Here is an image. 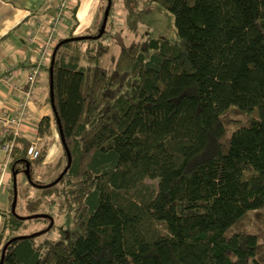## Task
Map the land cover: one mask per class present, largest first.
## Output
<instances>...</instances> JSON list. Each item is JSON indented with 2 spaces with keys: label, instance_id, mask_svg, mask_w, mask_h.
I'll use <instances>...</instances> for the list:
<instances>
[{
  "label": "trees",
  "instance_id": "1",
  "mask_svg": "<svg viewBox=\"0 0 264 264\" xmlns=\"http://www.w3.org/2000/svg\"><path fill=\"white\" fill-rule=\"evenodd\" d=\"M147 1L172 13L177 41L113 52L114 0L102 35L107 4L87 37L58 38L48 100L70 165L62 145L53 178L29 193L47 144L29 160L30 141H16L9 167L24 175L28 215L11 211V186L1 264H264V0ZM37 134L50 136L49 116ZM56 193L68 229L16 238Z\"/></svg>",
  "mask_w": 264,
  "mask_h": 264
},
{
  "label": "crops",
  "instance_id": "2",
  "mask_svg": "<svg viewBox=\"0 0 264 264\" xmlns=\"http://www.w3.org/2000/svg\"><path fill=\"white\" fill-rule=\"evenodd\" d=\"M72 3L73 8H75L72 13L75 19L74 26L78 28L77 36H83L90 30L93 31L101 15L100 8L104 5L103 0H73ZM55 4L56 0H0V109H12L22 97L21 89H24L28 67L34 64L39 57L41 42L49 29ZM113 18L112 15L109 36L115 37L117 33H114L116 29L112 31L113 25H115ZM82 20L87 23L82 24ZM63 29L67 28L62 22V25L57 29L58 38L71 36H61ZM109 36L108 39H110ZM110 44L112 45V51L115 52V49L118 48L119 50L120 45L124 43H116V46L111 40ZM49 58L45 60L47 62L46 66L49 64ZM46 66L41 68V72L37 77L36 91L27 103V118L22 122L20 136L16 139V141L18 139L30 141L39 137L41 147L47 144L49 138H42L37 134V124L42 116L36 113L31 114V111H35V104L39 95L38 90L42 91L38 87L39 84L43 91L45 88L48 91L50 72H48ZM6 81L10 82L11 85H7ZM8 137L0 132V139L6 140ZM1 145L2 140L0 141V194L2 192L5 197L3 198V205H0V228L2 225L1 210H5L7 207L9 190L13 186L14 178V174L12 175L9 167L10 162L8 165L6 164L4 170L1 169L6 162V153ZM41 165V168L44 167L43 163Z\"/></svg>",
  "mask_w": 264,
  "mask_h": 264
},
{
  "label": "rangeland",
  "instance_id": "3",
  "mask_svg": "<svg viewBox=\"0 0 264 264\" xmlns=\"http://www.w3.org/2000/svg\"><path fill=\"white\" fill-rule=\"evenodd\" d=\"M107 2L108 0H103V4H107ZM111 12L112 14L109 16L107 28L112 26L111 16L113 15L115 25H113L112 31L116 29L114 33L117 34L115 37L109 36L110 39H108V41L111 42L112 40L115 45L116 43L137 44L141 50L148 52L147 41L149 37L164 36L172 41H177L172 13L159 7L155 2L147 0H114ZM129 19L136 20L131 24L133 25L132 28L129 27ZM63 23L67 29L62 30L61 36L71 35L73 37H78V28L74 26L75 19L70 9L65 10ZM85 23L87 22L82 20V24ZM83 36H85V34ZM117 51L118 48L115 49V53H117ZM38 87L41 88L42 91L38 90L39 95L37 96L35 111H31V114L36 113L39 116H49L51 121V134L48 137L47 152L43 160L44 167L34 168L32 171V178L35 183L27 188L29 193L31 191V193L37 196L41 194V188L39 187L44 186L42 183L49 182L53 178V175H46L49 169L48 167L53 166L58 157L62 155V144L56 123L53 119V111L48 100L47 88H45L46 90L44 89V92L40 84ZM16 183L17 189L20 192V189L24 185V175L22 172L16 174ZM145 183L155 185L156 181L146 179ZM25 184H28L26 179ZM4 197L5 195H2L1 192L0 205H3ZM59 199L60 197L57 193L53 194L51 197L41 195V200L42 202L44 201V203L39 207V210L42 213L51 214L53 216V223L51 225L50 219L44 217H39V219L44 220H24L21 227L15 231L16 235L22 236L24 234L33 233L35 234L36 242H40L48 237L57 239L59 228L65 230L71 225L70 209H64L60 213L58 211L57 202H59ZM15 212L21 216L28 215V211L26 210V197L23 196L22 193H18Z\"/></svg>",
  "mask_w": 264,
  "mask_h": 264
},
{
  "label": "built area",
  "instance_id": "4",
  "mask_svg": "<svg viewBox=\"0 0 264 264\" xmlns=\"http://www.w3.org/2000/svg\"><path fill=\"white\" fill-rule=\"evenodd\" d=\"M70 0H56L54 12L49 25V29L45 38L41 42V48L39 49V57L34 64L28 67V72L25 78L24 89H21L23 95L12 109H0V132L9 136L6 140H2V148L6 153V162L2 166V170L5 169L6 164L10 162L12 151L16 142V139L20 136V127L22 122L25 121L28 115L27 103L31 96L35 93L37 77L41 72V68L46 66V59L51 55L54 46L58 40L57 29L62 25L64 19V12L68 7ZM7 85H11L6 81ZM41 142L37 137L35 140H30L26 150V156L29 160H34L40 155Z\"/></svg>",
  "mask_w": 264,
  "mask_h": 264
},
{
  "label": "water",
  "instance_id": "5",
  "mask_svg": "<svg viewBox=\"0 0 264 264\" xmlns=\"http://www.w3.org/2000/svg\"><path fill=\"white\" fill-rule=\"evenodd\" d=\"M110 6H111V0H108L107 2V6H106V9L104 11V15H103V19H102V23H101V27L99 29V33L96 35L97 36H100L102 35V33L104 32V28L106 26V22H107V19H108V14H109V9H110ZM83 37H87V36H78V37H73L71 39H80V38H83ZM53 60V59H52ZM51 60V62H52ZM51 70V68H50ZM49 93H50V100H52V83H51V75L49 77ZM53 109V108H52ZM58 123V121H57ZM60 140H61V143L64 147V149L66 150L67 152V156H68V164H67V167L70 165V153L68 152L67 150V147H66V144L64 142V139L62 137V135H60ZM67 167L62 171V173L58 176V178L55 180V182L63 175V173L66 171ZM16 199H17V190H16V181H15V174H14V178H13V198H12V203H11V211L13 213H15V204H16ZM34 217H49L50 218V215H47V214H35L33 215ZM53 223V220L50 219V225ZM32 235H35V234H32ZM21 237H24V236H17L16 238H21ZM14 238V239H16ZM4 251H5V246L3 247L2 249V252H1V258H0V264L2 263V260H3V254H4Z\"/></svg>",
  "mask_w": 264,
  "mask_h": 264
}]
</instances>
